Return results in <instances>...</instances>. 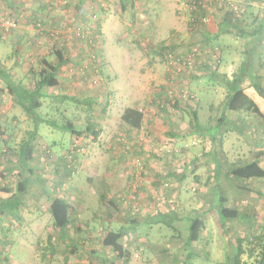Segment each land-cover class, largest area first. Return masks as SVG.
I'll use <instances>...</instances> for the list:
<instances>
[{
	"label": "rangeland",
	"instance_id": "obj_1",
	"mask_svg": "<svg viewBox=\"0 0 264 264\" xmlns=\"http://www.w3.org/2000/svg\"><path fill=\"white\" fill-rule=\"evenodd\" d=\"M249 2L127 0L122 8L119 0H82V4L78 0H0V62L11 70L13 78L27 77V69L37 68L39 59L48 54L53 60L49 53L52 47L61 48L70 57L60 66L59 85L49 88L57 96L46 99L39 113L58 122L69 119L80 130L91 121L101 129L97 139L92 140L86 134L75 137L47 123L38 124V158L30 166L36 173L23 201L21 225L5 230L11 236L4 249L6 264H103L90 254L93 248L101 249L97 239L92 238L94 232L101 236L105 228L122 227L126 231L124 242L134 254L131 263L181 262L186 229L182 227L176 238L172 228L162 223H128L129 216L144 218L153 215L155 209L175 211L177 216L205 210L202 214L207 230L203 241L191 246L199 255L193 256L190 263L224 261V235L214 208L215 186L210 178L214 167L211 153H216L214 159L220 163L254 158L258 149H264V119L244 116L234 130H228L231 124H223L218 146L211 144L209 135L188 134L173 141L163 133L164 127L150 126L149 122L158 115L164 117L163 112L168 110L169 125H176L179 131L188 130L189 114L170 106L171 87L180 107L196 110L206 128L213 126L229 93L227 81L239 61L255 58L247 61L250 68L257 61L255 67L260 74L264 72V40L256 42L250 55L243 51L247 37L236 32H220L210 40L204 39L209 22L216 28L214 17L220 21L227 7L244 17L242 23L252 26L253 17L263 10ZM42 3H48V8ZM196 10L199 12L195 14ZM204 17L207 22H199ZM5 20H13L16 25L6 31ZM260 38L264 39V26ZM222 47L226 56L222 55ZM206 67L214 71L211 75L206 70L208 80L202 72ZM58 94L72 96L78 102ZM9 98L6 94L0 96V128L5 120L10 121L8 136L18 139L34 124ZM131 105L144 115L145 123L139 129L126 127L121 121L123 109ZM258 105L264 113V104ZM232 115L236 119L235 113ZM157 119L155 122H160ZM4 139L0 133V141ZM2 145L3 159L8 151ZM184 167L189 173L180 183L178 177L167 176H180ZM220 182L230 205L254 213L248 223L235 221L232 233L237 235L246 225L262 224L264 179H251L247 182L249 189L239 188L238 182L234 184L224 176ZM6 184L5 176L0 177V187ZM100 193L110 215L105 209L101 212ZM111 194L117 202L115 209L107 204ZM2 197L5 195L0 190V200L5 202ZM49 198H66L73 207L75 223L82 228L84 238L83 246L75 252L71 251L74 236L65 241L56 239L49 222ZM6 220L0 216V247L5 242L2 229L8 226ZM111 254H106L109 261Z\"/></svg>",
	"mask_w": 264,
	"mask_h": 264
},
{
	"label": "trees",
	"instance_id": "obj_2",
	"mask_svg": "<svg viewBox=\"0 0 264 264\" xmlns=\"http://www.w3.org/2000/svg\"><path fill=\"white\" fill-rule=\"evenodd\" d=\"M249 1V3L253 2V4H258L259 9L261 8V10H263L262 14L256 13L253 17L250 22L253 25L248 27L245 23H242L244 17L237 16L232 7H227L226 14L220 21V28L217 33L218 35L220 32H236L243 37H247L248 49L246 53L248 54H250V50L255 42L264 40L261 39L259 35L264 26V0ZM81 2L82 0H78L79 4H82ZM119 2L122 8H125L127 0H119ZM40 5L48 8V3H42ZM194 12L196 14L199 10ZM261 15L262 18L259 17ZM49 53L53 56V60L50 59L49 54L46 57H42L39 59V66L37 68L27 69V77L24 76L23 78H13L11 70L6 69V67L0 62V96L5 93L8 94L11 98L12 104L21 110V113L27 121L30 119L34 124L33 128L25 131V135L20 138L16 147H10V144H7L8 149L6 148V150H9V155H11L17 162L15 164L16 166L7 163L9 162L8 157H6L7 161L4 160V158H0L1 163L4 166L0 167V177H7V184L5 187H0L3 195H5V197L2 198L6 200L5 202L0 200V216L7 218L6 222L8 225L2 229V236L4 237L5 242H3V246L0 247V264L7 263L4 249L6 248V240H9L11 237L5 230H13L21 225V220L23 218L21 214L23 201L29 191L30 183L32 182L31 177L35 175L34 170L31 169L29 164L34 161L35 140L37 139V136H39L38 124L43 122L47 123L54 128L67 131L75 137H80L83 134H86L91 136L92 140L97 139L101 131L99 124L92 121L86 125L84 130H80L77 129L69 119L63 122H58L55 119H48L47 115L39 113V110L43 107L46 99H53L57 96L56 94L51 93L49 88L59 85L60 66L70 60V57L66 56L61 48L52 47V50ZM253 60L255 61V58H251L249 61L252 62ZM248 64L249 63L245 61L242 67L233 72L232 78L227 81L229 93L221 103L222 111L217 117L215 125H208L206 128L199 120L196 110L191 109L188 106L180 107L178 101H175L174 104L170 105L171 107H175V110H180L189 114L190 122L188 124V130L186 129L185 131V135H190L191 133L209 135L212 144L218 146L216 141L219 140L218 138L223 130V123L230 117L228 114L235 113L239 115L240 113L246 112L264 119L262 108L258 105V102L264 104V72H262L263 75L258 76L259 78L257 77V74L251 76V73H249V76H244L246 74L243 73L247 69L246 65ZM255 64L256 62L251 63L254 70L256 68ZM206 70L211 71V75L214 71L211 70V67L203 69V76H207L208 80L210 77L206 74ZM242 77L243 80L246 79L245 82L248 81V85H244ZM58 96L62 99L68 97V99L78 102V99H73L72 96L60 94H58ZM255 97H257V100L259 101H256ZM90 100L91 99H88L89 102ZM165 112L169 114L170 111L168 112V110H166ZM13 118L16 119L17 116H14ZM120 118L126 126L133 129H139L143 121V113L135 107H125ZM9 125H11V122L7 120L5 126L7 127ZM248 125H250L249 122ZM8 132L9 130L7 127V135H9ZM0 133L4 134L1 128ZM262 133H264V130ZM2 144L6 143L0 141V151H3L1 148ZM211 154L213 155L215 167L212 171V175H210V178L214 180L215 186L214 193L216 196V202L214 208L217 212L220 229L225 238H223V241L225 242V259L221 264H264V219L260 225L255 226L253 225L255 223H251L253 227H246L247 225L243 226L237 235H235V233L233 234L232 231L234 227L232 224L235 221L248 223L247 221L250 222L251 217H254V213L230 205L228 198L222 193L220 187V179L223 176L230 179L234 184L238 182V187L243 189L251 188L247 185V182L251 179H264V166L262 165V161L264 160V149L258 150L254 158L238 163L229 161L220 163L218 159L215 161L216 153L212 152ZM187 172L188 169L184 167L180 176L174 173H167V176L178 177L177 182L180 183L181 179L186 177ZM220 173H222V176H219ZM104 198L105 197L102 194L99 200L103 206L106 204ZM111 203L115 206L117 202L115 199H112ZM47 210L50 215L49 222L56 231V239L58 241H65L70 236H74L75 243L71 244V251L75 252L81 248L84 239L81 233L82 228L75 223L72 205L65 199L52 198ZM205 212L206 211L204 210L203 212L192 216H177L175 211L161 212L160 210L155 209L153 215L144 218L129 216L128 223L132 226H137L141 222L146 225L162 223L172 228L176 238L180 237V229L183 227L187 230V236L181 242L182 250L184 251L182 261H176L172 264H191V258L193 256H198L199 253L190 248L203 241L204 234L207 230L206 218L204 215ZM107 214L110 215V213ZM99 216L103 217L102 215ZM9 223L11 225L10 227ZM105 229L106 230L101 236L98 235L97 232H94V237L92 238L97 239L100 243L101 249L93 248L91 249L90 254H92L95 259H100L103 264H133L131 263V260L134 254H131L132 252L124 242L123 237L125 236L126 231L123 230V227L120 229ZM107 253H112V259L110 261L106 258ZM244 255L246 256L244 257Z\"/></svg>",
	"mask_w": 264,
	"mask_h": 264
},
{
	"label": "crops",
	"instance_id": "obj_3",
	"mask_svg": "<svg viewBox=\"0 0 264 264\" xmlns=\"http://www.w3.org/2000/svg\"><path fill=\"white\" fill-rule=\"evenodd\" d=\"M217 18V17H216ZM215 17H214V19H213V23L215 24V26H216V28L213 26L212 27V25H211V22H209V24L207 25V29L205 28V30H204V39L205 40H210V39H212L213 37H216V35H217V33H218V30H219V27H217V24H220V21L222 20H217ZM212 19V18H211ZM218 22V23H217ZM260 35V34H259ZM247 40H248V38H247ZM247 40L245 41V43H246V47H245V45H244V48H243V51L244 52H246L247 51V49H248V47H247ZM255 44H257L256 42H255ZM255 44H253V47H254V45ZM222 55L223 56H226V53H227V51H225V48H223L222 47ZM223 51L225 52V54H223ZM254 52V51H253ZM251 55V54H250ZM246 57H243V59L241 60V61H239V63H238V65H236L237 66V68L235 69V71H237V70H239L241 67H242V65H243V63L245 62V61H248L249 62V58L248 59H246ZM250 60H251V57H250ZM257 62V61H256ZM246 70H245V72L243 73V74H246V75H244V76H249L250 74L249 73H251V76H254L255 74H257V77L259 76V75H262V74H260V71H258L259 69H257V68H255V70L254 69H248V68H250V65L248 64V65H246ZM250 70V71H249ZM234 71V72H235ZM230 78V77H229ZM245 78V77H244ZM259 78V77H258ZM231 79V78H230ZM229 79V80H230ZM242 80H243V77H242ZM245 80L246 79H244L243 81H244V85H248V81H246L245 82ZM6 94V93H5ZM4 95V94H3ZM6 95H8V94H6ZM9 96V95H8ZM5 98H6V96H4ZM10 97V96H9ZM9 100H10V98H9ZM11 101V100H10ZM135 104H136V102H134ZM131 107H132V105H131ZM164 113V117H162L161 118V116L160 115H158V117H155L154 119H153V121L152 120H150V122H149V125L150 126H155V125H158V124H160L162 127H164L163 128V133L166 135V137H168V138H173L172 140L173 141H176V140H178V139H181V138H184L183 136H187V135H185V131H186V129H184L183 128V130H181V131H179V130H176L177 128H175V126L176 125H174V126H170L169 124L170 123H172L171 121H170V114H168V113H166L165 111L163 112ZM232 114H234V113H231L230 114V117H229V119L226 121V122H224L223 124L225 125V124H228V125H230L231 124V126L228 128V130H234V128H237V123L239 122V120L241 119V118H243L244 116H249V115H252L251 113L249 114V113H246V112H243V113H240L239 115L238 114H235L236 116H235V118L236 119H234V115H232ZM15 115H13L12 117H14ZM156 118H158V119H160V122L159 121H157V122H155V120H156ZM13 119H15V118H13ZM157 119V120H158ZM6 122L4 123V126H2V131L4 132V134H3V138H5V140H4V143H6V144H3L2 146H4V149H8V147H7V144H10V147H16V144H17V142L20 140V138L22 137H20V138H18V139H14V137H13V135L9 138V136L7 135V127L5 126V124L7 123V120H5ZM168 122V124H167V122ZM155 122V123H154ZM145 122H144V115H143V121H142V125H141V127L143 126V124H144ZM165 124H167V125H165ZM228 125H225V126H228ZM126 126V125H125ZM127 127V126H126ZM26 131V130H25ZM39 133V132H38ZM192 135H194L195 133H191ZM10 135V134H9ZM23 136L25 135V132L23 131V134H22ZM200 135V134H199ZM37 138H38V136H37ZM9 140V141H8ZM180 141V140H179ZM211 144H212V142H211ZM258 150H260V149H258ZM7 151H9V150H7ZM258 152V151H257ZM6 157H8V160H9V162H7V163H9V165H12V166H16L15 164L17 163L15 160H14V158L11 156V155H9V153L7 154V156ZM4 158V160H6L7 158ZM37 158H38V154H37V152L35 151V155H34V161L31 163V164H29V166H31L34 162L36 163L37 162ZM3 160V161H4ZM2 161V162H3ZM7 161V160H6ZM239 162V160H232V162H236V163H238ZM240 162H242V161H240ZM263 162V161H262ZM0 163H1V161H0ZM45 164H47V163H45ZM263 165V164H262ZM0 167H4L3 165H2V163L0 164ZM214 168L215 167H213V170H214ZM212 170V171H213ZM5 172V171H4ZM34 173H36V172H34ZM6 174H8V173H6ZM5 174V175H6ZM219 176H222V173H220L219 174ZM2 177V176H1ZM4 178V177H3ZM5 178H7V177H5ZM213 180V179H212ZM214 181V180H213ZM79 194V193H78ZM101 194V193H100ZM100 194H99V196H100ZM83 195V194H82ZM111 195H113V194H111ZM82 197V196H81ZM115 197V195H113L112 197H110L109 198V205L111 206V208H117L116 207V205L114 206L113 205V203H111V201H112V199ZM52 199V198H51ZM51 199L49 198V204H50V201H51ZM66 199V198H65ZM99 200H100V198H98ZM67 200V199H66ZM98 200V202L100 203V201ZM68 201V200H67ZM69 202V201H68ZM70 203V202H69ZM101 204V203H100ZM102 209V211L101 212H104V210L103 209H105L106 210V212L108 213L109 211H107L108 209H106V206H100ZM110 210V209H109ZM49 214V213H48ZM101 214V213H100ZM49 217H50V215H49ZM49 221H50V219H49Z\"/></svg>",
	"mask_w": 264,
	"mask_h": 264
},
{
	"label": "built area",
	"instance_id": "obj_4",
	"mask_svg": "<svg viewBox=\"0 0 264 264\" xmlns=\"http://www.w3.org/2000/svg\"><path fill=\"white\" fill-rule=\"evenodd\" d=\"M202 21V22H207L206 18H201L199 20V22ZM16 25V22L13 21V20H5L4 23H3V26H4V30H9L10 28H13L14 26ZM177 70V69H176ZM170 83H172V81H170ZM177 93H174V89L170 87L169 91H168V97H170V105L174 104L175 102L174 101H177L179 97L176 96ZM184 96V95H183ZM172 101V103H171ZM159 102V101H158ZM161 104L160 106H162V103H159Z\"/></svg>",
	"mask_w": 264,
	"mask_h": 264
}]
</instances>
